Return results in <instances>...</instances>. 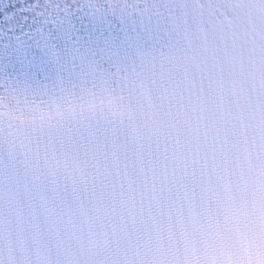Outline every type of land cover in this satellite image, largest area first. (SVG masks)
Listing matches in <instances>:
<instances>
[{
    "label": "snow or ice",
    "instance_id": "snow-or-ice-1",
    "mask_svg": "<svg viewBox=\"0 0 264 264\" xmlns=\"http://www.w3.org/2000/svg\"><path fill=\"white\" fill-rule=\"evenodd\" d=\"M0 264H264V0H0Z\"/></svg>",
    "mask_w": 264,
    "mask_h": 264
}]
</instances>
